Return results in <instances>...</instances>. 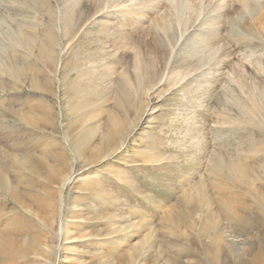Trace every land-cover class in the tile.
<instances>
[{"label": "rangeland", "instance_id": "obj_1", "mask_svg": "<svg viewBox=\"0 0 264 264\" xmlns=\"http://www.w3.org/2000/svg\"><path fill=\"white\" fill-rule=\"evenodd\" d=\"M99 4L0 0V264H248L264 241V34H241L264 31V8L151 0L146 27L105 43ZM238 150L245 203L195 211L209 158Z\"/></svg>", "mask_w": 264, "mask_h": 264}, {"label": "bare ground", "instance_id": "obj_2", "mask_svg": "<svg viewBox=\"0 0 264 264\" xmlns=\"http://www.w3.org/2000/svg\"><path fill=\"white\" fill-rule=\"evenodd\" d=\"M159 1H160V4L161 2L162 3L164 2V5L162 7V5L160 6L159 4L158 9H157L158 11H163L164 9H170L176 12H180V10H183L188 7L192 9L193 11H196L197 13H201V10L202 11L205 10L204 12L206 14L208 15L214 14L215 17H220L219 16L220 14H222L223 16L229 15L231 12L230 10L232 6L239 2L242 3L243 9H245L244 11H246V13L249 12V15H251L252 12H255L254 9L250 8L252 6H256L257 10L259 9V11L264 8V0H156L157 5ZM99 3H104V4H102V6H100L99 4L100 7L96 8L92 18L96 19V21L98 22L99 29L97 32H98V39L100 41H103L105 43H115L118 41H123V42L129 41V35H128L129 30L138 29V28L142 29L146 27L144 26L146 24L145 23L146 20L144 18V15L142 14V8H145V6L149 5L151 3V0H123L121 2H118L115 5V7H112V9L110 7L106 8V6L108 5L106 0L105 1L99 0ZM108 10H111V11H108ZM105 11L110 12V13L105 14L104 13ZM232 11L233 13H235V16H236L235 19L241 17V10H238L237 12H235L233 8ZM262 11L263 10H261V12ZM231 17L232 16H230V18ZM233 22H232V25H234ZM151 25L152 24H150V26ZM223 25H224V22H223ZM236 26L233 27L234 30ZM261 27L262 26H260V28ZM163 28H166V26ZM258 31L259 32H257V30H255V32H250V33L248 32L250 37L249 36L247 37L248 35L247 33H242L241 41L247 42L248 41L247 38H251V37H253V39L255 37L260 38L261 35L264 34V31L260 29H258ZM215 35H217V33ZM130 36L132 37L131 33H130ZM221 36L219 35V37ZM212 39L214 41V38ZM260 40L262 41L261 44H264V39L262 38ZM208 41H210V39H208ZM218 43L219 41L217 39H215L214 42H210V44H212V48L215 44H218ZM246 44L247 43L243 45L242 51H240L239 55H243V56L248 55V57L249 56L252 57L255 50L257 49V45L255 46V43L254 45H251V46H249L250 44L249 45H246ZM218 45H221L220 48H223L222 44H218ZM253 46H255L256 49ZM209 50L210 51L208 52L207 56L204 55L203 58H207L208 56H211L213 54L211 47ZM137 57L138 56L136 54V58ZM260 57L264 58V54H261ZM195 68L196 67L194 66V69ZM241 68H242L243 73L246 72L247 71L246 63L242 64ZM262 68L263 66L260 65V70H262ZM207 74L210 75V72ZM239 150L237 151L236 156L227 155V154H223V155L214 154L209 158V168L210 169H209L208 176L206 175L207 176L206 180L204 179V177L200 178L198 182L199 184L195 186V189L197 192L194 195H192V206L195 209V211L201 210L205 212L206 216H210L213 210L211 203L213 204V201L216 198L215 202L217 201L219 204L220 214L228 217V214L230 212L228 205L233 206V205H239V204L245 203L246 199L244 198V195H242L243 188H247V186L249 185L250 188L254 189L255 186H254V179L249 178L250 167L247 164L248 163L246 159L247 157L245 158L244 155L242 154L243 151H239ZM0 182H1V179H0ZM2 185L3 184L0 183V189L4 190ZM205 186L211 189L212 191L211 194L215 196L214 199H210L209 197L206 196L208 191L204 193L202 192L201 189L204 188ZM248 264H264V241L259 243L257 253L249 261Z\"/></svg>", "mask_w": 264, "mask_h": 264}]
</instances>
